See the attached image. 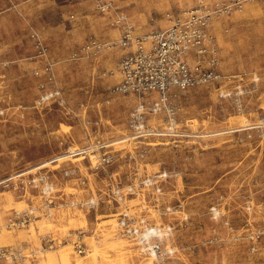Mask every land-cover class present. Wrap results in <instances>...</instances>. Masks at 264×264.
Listing matches in <instances>:
<instances>
[{"label":"rangeland","instance_id":"obj_1","mask_svg":"<svg viewBox=\"0 0 264 264\" xmlns=\"http://www.w3.org/2000/svg\"><path fill=\"white\" fill-rule=\"evenodd\" d=\"M174 6L0 0V183L23 174L54 187L49 211L43 186H0V224L32 217L0 235V254L17 255L0 264H264V0L212 19L221 77L172 91L162 111L147 109L157 93L141 102L113 91L121 48L84 50L121 37L115 11L146 33L166 29ZM139 108L145 137L134 128ZM127 212L139 229L168 232L153 237L164 262L122 225ZM80 231L83 254L70 237Z\"/></svg>","mask_w":264,"mask_h":264},{"label":"built area","instance_id":"obj_2","mask_svg":"<svg viewBox=\"0 0 264 264\" xmlns=\"http://www.w3.org/2000/svg\"><path fill=\"white\" fill-rule=\"evenodd\" d=\"M175 1V0H171ZM196 6L184 11H180L173 23L166 29L153 30L148 34H139L136 26L129 19L128 15L116 12L112 19V26L119 28L121 37L111 45L92 39L88 42L85 51H92L98 54L106 47H118L125 51L116 68L121 77V81L114 87L113 91L123 94L136 95L141 102L150 95L157 93L159 99L147 107L150 111H162L163 104L168 100L174 90H186L200 84H207L216 80L221 75L216 71L219 65L217 50L213 43V38L209 33V27L214 17H218L235 10H240L245 3L261 0H222L216 4H211L208 0H192ZM114 9L113 1L101 3L99 10L108 13ZM40 51L47 54V48L40 43ZM191 57L195 58L194 63H190ZM134 128L142 137L150 135L146 125L142 108L136 115ZM72 153H78L76 149ZM23 174L10 177L0 183L2 187L18 189L29 186H43L46 194L44 207L52 211L54 198L52 191L54 187L49 176H39L32 179H21ZM31 211V210H29ZM32 212V211H31ZM127 221H122V225H132L128 233L134 236L140 244L142 251L157 258L158 261L166 258L162 250L161 243L154 240V235L163 236L168 234L164 227L150 229L149 227H137L135 216L126 213ZM32 217L27 211H18L9 217L6 223L0 224V235L5 229L26 226ZM72 242L80 254L85 253L84 238L86 233L80 231L71 234ZM16 253L1 251L0 256ZM22 256V255H20ZM23 257L22 261H26Z\"/></svg>","mask_w":264,"mask_h":264},{"label":"crops","instance_id":"obj_3","mask_svg":"<svg viewBox=\"0 0 264 264\" xmlns=\"http://www.w3.org/2000/svg\"><path fill=\"white\" fill-rule=\"evenodd\" d=\"M65 1H70V0H65ZM101 1V0H100ZM103 1V0H102ZM209 2L211 1V0H208ZM214 1V0H213ZM217 1H219V0H217ZM216 1V2H217ZM175 2V6L174 7H172L169 11H167V12H165V16H166V18L168 19V21H167V23H166V26L164 27V28H168L169 26H171L172 25V23H173V19L175 18V16L177 15V13L178 12H180V10H181V8H183V9H190V8H193V7H195L196 6V2L195 1H192V0H175L174 1ZM181 2H182V4H181ZM183 6V7H182ZM185 7V8H184ZM119 29V28H118ZM156 29H158V28H153V29H151L149 32H146V33H139V34H148V33H150V32H152L153 30H156ZM119 31H120V29H119ZM120 39V38H119ZM118 40V39H117ZM116 40V41H117ZM113 48H116V49H118V47H113ZM118 50H120V49H118ZM122 51V56L125 54V51L122 49L121 50Z\"/></svg>","mask_w":264,"mask_h":264}]
</instances>
